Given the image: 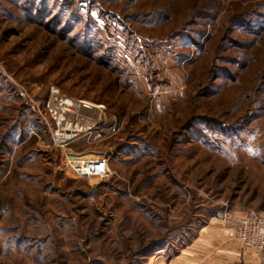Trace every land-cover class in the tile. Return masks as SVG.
Returning <instances> with one entry per match:
<instances>
[{
    "label": "rangeland",
    "instance_id": "rangeland-1",
    "mask_svg": "<svg viewBox=\"0 0 264 264\" xmlns=\"http://www.w3.org/2000/svg\"><path fill=\"white\" fill-rule=\"evenodd\" d=\"M52 86L106 106L107 124L56 147L39 111ZM85 156L110 178L65 165ZM250 210L264 0H0V264L170 259Z\"/></svg>",
    "mask_w": 264,
    "mask_h": 264
},
{
    "label": "built area",
    "instance_id": "built-area-1",
    "mask_svg": "<svg viewBox=\"0 0 264 264\" xmlns=\"http://www.w3.org/2000/svg\"><path fill=\"white\" fill-rule=\"evenodd\" d=\"M39 111L52 133L54 145L63 150L108 121L106 106L68 97L57 86L51 87L48 99ZM65 165L80 179L103 181L111 175L109 160L104 157L82 161L68 159ZM220 221L243 248L264 252V210L227 211Z\"/></svg>",
    "mask_w": 264,
    "mask_h": 264
},
{
    "label": "crops",
    "instance_id": "crops-1",
    "mask_svg": "<svg viewBox=\"0 0 264 264\" xmlns=\"http://www.w3.org/2000/svg\"><path fill=\"white\" fill-rule=\"evenodd\" d=\"M145 264H264V252L243 248L219 223L210 225L172 258H147Z\"/></svg>",
    "mask_w": 264,
    "mask_h": 264
},
{
    "label": "bare ground",
    "instance_id": "bare-ground-1",
    "mask_svg": "<svg viewBox=\"0 0 264 264\" xmlns=\"http://www.w3.org/2000/svg\"><path fill=\"white\" fill-rule=\"evenodd\" d=\"M86 159H93V157L91 156H85L83 158H79V159H76V160H79V161H82V160H86Z\"/></svg>",
    "mask_w": 264,
    "mask_h": 264
}]
</instances>
